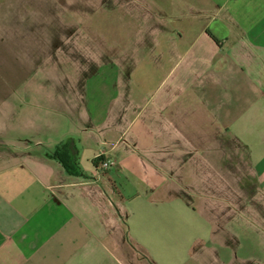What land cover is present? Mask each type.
I'll return each instance as SVG.
<instances>
[{"label":"crops","instance_id":"crops-1","mask_svg":"<svg viewBox=\"0 0 264 264\" xmlns=\"http://www.w3.org/2000/svg\"><path fill=\"white\" fill-rule=\"evenodd\" d=\"M98 6L105 46L58 21L32 141L0 131V264H264V0Z\"/></svg>","mask_w":264,"mask_h":264},{"label":"rangeland","instance_id":"rangeland-1","mask_svg":"<svg viewBox=\"0 0 264 264\" xmlns=\"http://www.w3.org/2000/svg\"><path fill=\"white\" fill-rule=\"evenodd\" d=\"M72 1L67 0L70 6L62 12L57 0H0V120L11 126L0 131L7 141H32V103L42 102L40 95L45 93L46 84L60 83L59 75H35L41 69L53 71L63 67L56 64L60 51H56L59 43L55 39L62 34L58 21L66 16L70 21L79 18L83 22L78 32L82 38L93 45L95 40L106 45L98 32L101 29L105 36L109 35L110 29L103 26L104 21L108 24L111 19L109 12L97 7L98 0ZM32 8L38 11L33 17ZM33 19L45 20L37 28L36 41H32ZM246 190L251 191V187Z\"/></svg>","mask_w":264,"mask_h":264},{"label":"trees","instance_id":"trees-1","mask_svg":"<svg viewBox=\"0 0 264 264\" xmlns=\"http://www.w3.org/2000/svg\"><path fill=\"white\" fill-rule=\"evenodd\" d=\"M50 157L57 161L70 176H83L80 169L78 158L73 154L68 142L60 143L50 152ZM104 160L103 156L97 158L94 163L97 165Z\"/></svg>","mask_w":264,"mask_h":264},{"label":"built area","instance_id":"built-area-1","mask_svg":"<svg viewBox=\"0 0 264 264\" xmlns=\"http://www.w3.org/2000/svg\"><path fill=\"white\" fill-rule=\"evenodd\" d=\"M111 165H112V163H111L109 160H106V159H104L103 161H101V162L99 163V167H100L101 169H107V168H109Z\"/></svg>","mask_w":264,"mask_h":264}]
</instances>
